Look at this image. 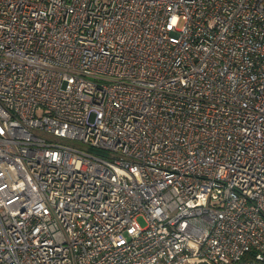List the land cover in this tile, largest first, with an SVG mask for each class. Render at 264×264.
I'll return each mask as SVG.
<instances>
[{"label":"built area","instance_id":"1","mask_svg":"<svg viewBox=\"0 0 264 264\" xmlns=\"http://www.w3.org/2000/svg\"><path fill=\"white\" fill-rule=\"evenodd\" d=\"M0 264H264V0H0Z\"/></svg>","mask_w":264,"mask_h":264},{"label":"rangeland","instance_id":"2","mask_svg":"<svg viewBox=\"0 0 264 264\" xmlns=\"http://www.w3.org/2000/svg\"><path fill=\"white\" fill-rule=\"evenodd\" d=\"M138 221H139L140 224H142V225L144 224L143 220L141 218H138Z\"/></svg>","mask_w":264,"mask_h":264}]
</instances>
